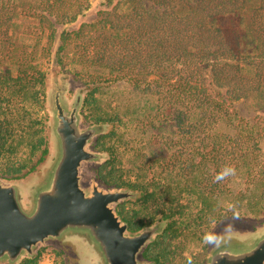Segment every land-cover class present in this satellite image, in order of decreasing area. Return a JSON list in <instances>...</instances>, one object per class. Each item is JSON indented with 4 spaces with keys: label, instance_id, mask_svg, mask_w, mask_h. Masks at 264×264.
Instances as JSON below:
<instances>
[{
    "label": "trees",
    "instance_id": "obj_1",
    "mask_svg": "<svg viewBox=\"0 0 264 264\" xmlns=\"http://www.w3.org/2000/svg\"><path fill=\"white\" fill-rule=\"evenodd\" d=\"M89 9L90 0H0V162L16 151V128L29 146L26 159L7 161L0 176L23 178L48 154L44 116L38 114L45 73L26 59L11 60L16 50L12 27L29 13L35 35L47 32L48 51L57 40L56 65L88 87L84 118L111 125L93 143L109 156L96 167V180L140 194L135 202L116 206L130 232L157 219L167 221L142 257L170 264L177 238L203 235L212 221L217 226L234 220L233 211L221 210L222 200H242L246 194L247 209L261 212L264 0H102L92 19ZM67 25L71 28L57 34ZM119 84L144 97L143 105H99L95 96L101 86ZM31 104L40 112L30 110ZM244 104L249 117L240 112ZM129 126L148 137L132 153L121 132L128 135ZM225 165L234 166L236 175L214 182ZM239 175L253 190L233 189ZM192 205L195 214L189 212ZM47 250L66 264L53 248H41L20 264H37ZM204 256L192 264H204Z\"/></svg>",
    "mask_w": 264,
    "mask_h": 264
},
{
    "label": "water",
    "instance_id": "obj_2",
    "mask_svg": "<svg viewBox=\"0 0 264 264\" xmlns=\"http://www.w3.org/2000/svg\"><path fill=\"white\" fill-rule=\"evenodd\" d=\"M70 80L61 73L47 89L49 145L44 161L23 178L0 177V264L32 260L49 245L62 249L71 264H155L142 253L167 221L130 232L116 206L140 194L131 188H106L95 174L84 181L85 166L109 158L91 147L111 125H83L84 95L77 90L68 101ZM231 226V240L211 246L205 264H264V225L250 230Z\"/></svg>",
    "mask_w": 264,
    "mask_h": 264
},
{
    "label": "rangeland",
    "instance_id": "obj_3",
    "mask_svg": "<svg viewBox=\"0 0 264 264\" xmlns=\"http://www.w3.org/2000/svg\"><path fill=\"white\" fill-rule=\"evenodd\" d=\"M102 3V0H90V9L88 10V19H92L95 15V11L99 8V5ZM35 23L34 20L30 17L29 13H26V15H22L18 18H16L15 26L12 27L11 33L13 41L15 42L14 45L16 46V50L13 51V58L12 61H17L20 59H26L27 61H30L33 64H36L38 68L41 70V72L45 73V87H44V102H43V112H40V108L35 107L33 108V104H31V107H29L30 110L38 111L40 113L39 116H44V136L46 138L47 145H49V138H48V121H49V114L47 110L46 105V93L47 89L49 87V83L53 77H59L61 73L69 74L71 76V83L69 85V90L67 93V99L68 101H71L73 99L74 94L77 90L80 91L82 95H84V98L88 94V87H85V85L79 81L73 72H66L63 70H60V68L56 65L55 59H54V52L57 48L58 42L55 40L52 47L48 51V43L46 41V34H40L38 36L35 35ZM71 28L70 25L64 26V27H58L57 28V34L63 30V29H69ZM73 54H70V59H73ZM6 66V64H5ZM7 66L11 67L12 65L7 62ZM71 68H73V64H70ZM98 98L100 102L99 105L106 107L107 105H110L111 107L116 106L119 104L120 106H137V105H143V102L145 101L144 97L138 96L135 93L131 91V89L125 85V84H119V85H103L100 88V93L95 96ZM240 112L243 116L249 117L250 114V107L249 105H241L239 106ZM81 115H82V122L83 125L93 124L92 122L87 121L84 118L83 115V108L81 109ZM129 134L127 135V132L125 133V129H121V132H124L125 137L124 140H127L129 143L128 150L129 152L132 151V148H135L138 146V143L143 144V142L147 141V136H145L142 131H138L133 126H129ZM17 136L15 137L14 147L16 146V151L13 154L7 153V155L2 159L0 162V169L2 170V166L7 161L15 162V161H22L23 159H26V157L29 155V146L27 145L25 136L21 131H19L18 128H16ZM107 144H111V141L106 140ZM262 147V155L264 156V141L261 144ZM93 151L102 152L99 150H95L93 146L91 147ZM106 153V152H105ZM132 153V152H131ZM99 165H87L84 167L83 170V176L85 183H88L90 179L93 177V175L96 172V167ZM258 173H255V181L259 178H257ZM5 179H9L6 177H2ZM233 189L238 190L239 192H243L246 189H251L254 187L249 182H245L244 179H242V176L239 175V178H237L234 181ZM239 196V195H238ZM246 196V194H245ZM245 196L242 197V200H222L221 202V210H224V208L227 207L228 204H234L237 206L238 209H236V213L238 214V219H234L232 221H228L225 223L218 224L217 226H214L211 223V226L209 227L210 230H215L217 233L220 232V230L225 227V225H234L235 227H239L241 229H254L260 225H264V203L261 206V212H250L249 209H247V202ZM138 199V198H137ZM135 200L125 201L133 203ZM252 203L255 202V200L251 201ZM263 202V201H262ZM121 204V203H120ZM128 209H136V206L129 205ZM198 209H196L193 205L190 209L191 214H195ZM221 214L224 215V212L221 211ZM218 212V211H216ZM192 216V215H191ZM161 221L160 219L155 220L150 225L155 224L157 222ZM206 230H204V233ZM196 235V233L193 235L192 233L187 234L185 237L177 238L176 241L173 243V246L176 245V253H173V257L171 259L170 264H187V255H190L192 257V260L196 258L199 259L204 253V259L203 262L205 264V259L208 255L210 245L204 244L202 240V233ZM160 236V235H159ZM157 238V237H156ZM45 248H53L55 250L61 251L63 253L64 261L66 264H71V260L69 259L68 255L65 254V252L62 249H59L57 247H54L53 245H49ZM37 264H63L60 260L55 258L54 253L51 251H46L38 260Z\"/></svg>",
    "mask_w": 264,
    "mask_h": 264
},
{
    "label": "clouds",
    "instance_id": "obj_4",
    "mask_svg": "<svg viewBox=\"0 0 264 264\" xmlns=\"http://www.w3.org/2000/svg\"><path fill=\"white\" fill-rule=\"evenodd\" d=\"M236 175V170L234 166L225 165L223 166L219 172L215 173L214 175V182L219 183L221 181H224L230 177H234ZM235 205L234 204H228L227 208L229 211H233V219H238V216L235 215ZM212 224L215 225V221H212ZM231 225H225V227L217 233L214 229L210 231H206L202 237L203 243L219 247L223 244L228 243L231 240V236L229 234V231L231 229ZM188 264H192V257L190 255H187Z\"/></svg>",
    "mask_w": 264,
    "mask_h": 264
}]
</instances>
